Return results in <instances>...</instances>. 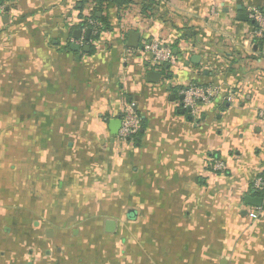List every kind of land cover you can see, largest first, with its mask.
Instances as JSON below:
<instances>
[{"label":"crops","instance_id":"crops-1","mask_svg":"<svg viewBox=\"0 0 264 264\" xmlns=\"http://www.w3.org/2000/svg\"><path fill=\"white\" fill-rule=\"evenodd\" d=\"M127 1L86 42L92 2L0 0V264H264L245 202L264 177V34L237 20L264 0ZM192 85L218 94L182 114ZM127 107L142 124L122 143Z\"/></svg>","mask_w":264,"mask_h":264},{"label":"built area","instance_id":"built-area-1","mask_svg":"<svg viewBox=\"0 0 264 264\" xmlns=\"http://www.w3.org/2000/svg\"><path fill=\"white\" fill-rule=\"evenodd\" d=\"M248 18L251 19L255 24V36L261 37L264 34V15L260 14L256 10H252L248 14ZM90 25H95L93 21H89ZM150 53L151 60L155 64L168 63L172 60L173 55L171 50L160 44H152L146 47ZM182 99L183 108L190 107L191 109L198 104L208 105L217 96V88L214 86H196L192 85L183 88L179 92ZM229 102L230 98H226ZM120 129L117 134L119 142H125L127 139L133 138L137 135L141 127L140 118L134 113V111L127 107L126 110L119 117ZM210 167L215 172L222 171L225 167L222 162L214 158L210 159ZM251 191L256 193L261 199V205L254 207L252 215L256 218H264V177H258L251 185Z\"/></svg>","mask_w":264,"mask_h":264},{"label":"water","instance_id":"water-1","mask_svg":"<svg viewBox=\"0 0 264 264\" xmlns=\"http://www.w3.org/2000/svg\"><path fill=\"white\" fill-rule=\"evenodd\" d=\"M238 17H237V20L238 21H241V22H247L248 21V14H244L242 13L241 11V8L239 7L238 8ZM76 36L74 37L75 40H79L80 39V36H81V32L80 31H76ZM90 34H91V29H87L86 32H85V41L86 42H89V39H90ZM130 36V41H131V44L129 45V47L131 48H136L138 46V37L139 35L137 33H130L129 34ZM133 40V41H132ZM70 49L71 51L73 52H79L80 51V47L76 44H72L70 46ZM83 51H87V47L83 48ZM148 77H150L152 79L153 82H156L160 79V74L157 73V72H154V71H150L147 73ZM183 97H179V100L182 101ZM182 114L184 113H191L192 112V109L190 107H187L185 109H182L180 111ZM114 122H117V124H120V121L117 120V121H114ZM116 123H114L115 125ZM142 132V131H140ZM245 202L246 204L252 206V207H259L261 205V199L259 198H251V197H246L245 198ZM106 225V232H109V233H112L113 230H114V227H115V224L113 221H107L105 223Z\"/></svg>","mask_w":264,"mask_h":264},{"label":"trees","instance_id":"trees-1","mask_svg":"<svg viewBox=\"0 0 264 264\" xmlns=\"http://www.w3.org/2000/svg\"><path fill=\"white\" fill-rule=\"evenodd\" d=\"M87 2H92L95 5L94 9L92 10L91 19H90L91 21H93V23L95 25H90L89 21H82L80 28L81 29L85 28L86 30L91 29V34H90L91 38L92 37L96 38L101 32L109 31V25L102 16V5L105 2L112 3L113 5H115L118 8H121L122 6H124L128 3L127 0H78V3H80V4H85ZM258 12L260 14H264V11H262V10H258ZM261 42H262V40L260 41V43ZM141 124H142V121H141Z\"/></svg>","mask_w":264,"mask_h":264}]
</instances>
